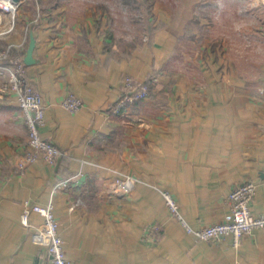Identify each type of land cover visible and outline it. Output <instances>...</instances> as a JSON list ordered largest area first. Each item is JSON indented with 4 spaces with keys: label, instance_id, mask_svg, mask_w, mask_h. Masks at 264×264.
Here are the masks:
<instances>
[{
    "label": "crops",
    "instance_id": "crops-1",
    "mask_svg": "<svg viewBox=\"0 0 264 264\" xmlns=\"http://www.w3.org/2000/svg\"><path fill=\"white\" fill-rule=\"evenodd\" d=\"M32 1L21 0L0 49L26 37L24 58L33 32L37 63L26 70L45 106L40 136L68 157L17 173L28 129L14 95L0 93V264H52L37 233L43 217L31 213L29 228L20 222L25 201L53 204L72 264H264V229L237 248L230 238L195 241L163 197L169 193L199 228L221 221L230 192L251 181V213L264 215L261 0H181L172 30L123 52L102 26L101 8L76 13ZM10 26L0 10V29ZM153 75L158 82L147 99L112 113L125 76L142 83ZM71 94L83 101L74 114L60 105ZM117 178H131L133 190L122 193ZM151 225L160 228L157 242L145 235Z\"/></svg>",
    "mask_w": 264,
    "mask_h": 264
},
{
    "label": "built area",
    "instance_id": "built-area-1",
    "mask_svg": "<svg viewBox=\"0 0 264 264\" xmlns=\"http://www.w3.org/2000/svg\"><path fill=\"white\" fill-rule=\"evenodd\" d=\"M20 2L0 0V10L8 14L11 19L10 28L7 31L0 29V36L13 30ZM261 3L264 6V0H261ZM28 29L29 25L26 27L27 33ZM25 42L26 37L19 44H10L0 49V93L14 95L28 129L27 149L22 160L16 166L17 173L23 172L27 166L39 161L49 166H56L60 159L68 157L67 152L40 136V128L45 123V106L40 92L30 83L23 56L20 54V49L24 47ZM157 82V77H152L135 87V80L130 76H125L120 85L121 94L113 104L112 113L114 115L126 114L132 106L149 97L150 89ZM60 105L66 111L74 114L83 107V101L80 97L71 94L63 98ZM68 182L69 180H65L56 183L54 192L65 188ZM115 184L122 193L131 192L134 188L131 178H117ZM255 190L256 186L251 181L238 184L227 197L229 210L223 219L215 224L199 228H193L188 224L180 212L178 203L169 193H164L163 197L166 210L171 218L195 241L217 243L224 238H230L231 246L237 248L243 238L250 236L255 230L264 229V215L255 216L250 209L255 197ZM31 213H37L44 219L43 227L37 230V233L41 244L47 248L51 263L72 264L66 258L64 242L59 233V223L54 213L53 204L39 206L25 201L20 216V222L24 227H31L29 223ZM145 235L150 241L157 242L160 236L159 226L147 227Z\"/></svg>",
    "mask_w": 264,
    "mask_h": 264
},
{
    "label": "rangeland",
    "instance_id": "rangeland-1",
    "mask_svg": "<svg viewBox=\"0 0 264 264\" xmlns=\"http://www.w3.org/2000/svg\"><path fill=\"white\" fill-rule=\"evenodd\" d=\"M150 1L152 3L151 12H153L155 17L154 21L151 18L146 19L147 12L142 8L141 0H49L48 2L49 5L64 4L76 13H80L83 10L87 11V8H101L102 19L100 18V21L102 22V26L106 29L105 31L112 34L114 39L113 45H116L115 48L123 52L122 48H125L126 44H149L148 24L151 25L152 23L153 28H156L154 36L160 30L166 28L169 30L171 28L172 30L175 10L180 5L181 0ZM32 2L42 5L44 0ZM152 77L157 76L153 75L145 80Z\"/></svg>",
    "mask_w": 264,
    "mask_h": 264
},
{
    "label": "water",
    "instance_id": "water-1",
    "mask_svg": "<svg viewBox=\"0 0 264 264\" xmlns=\"http://www.w3.org/2000/svg\"><path fill=\"white\" fill-rule=\"evenodd\" d=\"M15 2H20V0H14ZM36 40L33 32L29 33V42L26 50V54L23 58V62L26 66H31L37 63V60L33 57V51L35 48Z\"/></svg>",
    "mask_w": 264,
    "mask_h": 264
},
{
    "label": "trees",
    "instance_id": "trees-1",
    "mask_svg": "<svg viewBox=\"0 0 264 264\" xmlns=\"http://www.w3.org/2000/svg\"><path fill=\"white\" fill-rule=\"evenodd\" d=\"M127 1H129V0H127ZM141 6L147 12L146 19L148 20V19L151 18L152 21H154L155 20V17L153 15V12H151V6H152L151 1L150 0H141ZM148 29H149V31H148V34H149V42L152 43L153 42V37H154V32L156 31V28H153L152 23H151V25L148 24ZM149 77L150 76H148L147 78H149ZM138 85H139V83H136V86H138Z\"/></svg>",
    "mask_w": 264,
    "mask_h": 264
}]
</instances>
